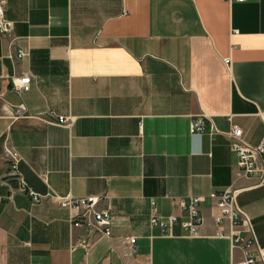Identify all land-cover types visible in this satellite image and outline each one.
Masks as SVG:
<instances>
[{
  "label": "crops",
  "instance_id": "obj_1",
  "mask_svg": "<svg viewBox=\"0 0 264 264\" xmlns=\"http://www.w3.org/2000/svg\"><path fill=\"white\" fill-rule=\"evenodd\" d=\"M5 16L0 264H238L241 249L215 236L208 194L235 177L230 126L251 145L264 138V0H5ZM25 74L29 89L18 94L11 78ZM18 104L26 116L11 120ZM198 114L206 131L190 132ZM5 147L19 156L25 190L4 180ZM260 174L236 181L253 250L264 246ZM104 194L111 236L85 249L56 196ZM193 196L202 199L198 236L178 222L171 235L149 224L152 212L186 219L171 202Z\"/></svg>",
  "mask_w": 264,
  "mask_h": 264
},
{
  "label": "built area",
  "instance_id": "obj_2",
  "mask_svg": "<svg viewBox=\"0 0 264 264\" xmlns=\"http://www.w3.org/2000/svg\"><path fill=\"white\" fill-rule=\"evenodd\" d=\"M243 1V0H237ZM13 22L5 16V0H0V36H7L12 30ZM26 53L17 49L15 56L21 58ZM223 62L228 64L229 58H223ZM31 76L28 74L12 77L11 87L18 93L29 89ZM26 116V108L22 104L14 106L8 110V117L11 120H16ZM264 122V111L260 114ZM69 119L65 116H58L57 123L68 125ZM206 124L204 114L193 116L189 121L190 132H204L206 131ZM210 131H214L210 126ZM229 139V148L236 157L237 170L235 177L230 185L224 190L217 192H210L208 198L219 210V214L214 218V223L217 226L215 236L227 237L231 248H240L242 257L238 264H264V246L255 245L251 224L248 218L244 217L236 205V197L243 189L236 185L239 178H250L256 171H260V183L264 182V138L257 145H251L243 139L242 129L237 125H231L227 131ZM5 156L7 159L8 170L5 174L4 180L15 181L14 189L25 190L26 184L17 170L19 156L16 151L5 147ZM261 162V167H259ZM3 180L0 179V183ZM29 196L34 202L39 201L40 194L28 191ZM57 202L70 211L69 222L72 228H79L83 230L84 237L76 244L87 249L99 239L111 236L110 222L111 210L108 203L107 196L104 195H86L83 197H61L56 196ZM202 199L199 196L190 197L188 200L176 199L171 203L174 210L186 211L187 218L180 220L179 217L170 213L164 217L151 213L149 217V224L151 226H158L163 232L171 235L172 228L175 223H179L180 227L185 231L189 237H196L199 235V228L203 224V216L200 213L199 206ZM153 207V200L150 201ZM226 223L228 231L225 233L221 226ZM134 251L135 238L133 236L125 239Z\"/></svg>",
  "mask_w": 264,
  "mask_h": 264
}]
</instances>
